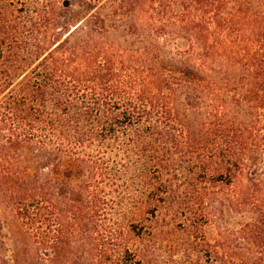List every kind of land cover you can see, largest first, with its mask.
<instances>
[{
  "label": "trees",
  "instance_id": "16d2710c",
  "mask_svg": "<svg viewBox=\"0 0 264 264\" xmlns=\"http://www.w3.org/2000/svg\"><path fill=\"white\" fill-rule=\"evenodd\" d=\"M78 8L50 50L31 31L0 40V246L12 263L93 264L124 233L169 245L177 219L199 230L240 216L204 264H264V0ZM164 205L175 218L153 235ZM118 245L119 264H142Z\"/></svg>",
  "mask_w": 264,
  "mask_h": 264
},
{
  "label": "rangeland",
  "instance_id": "374dc122",
  "mask_svg": "<svg viewBox=\"0 0 264 264\" xmlns=\"http://www.w3.org/2000/svg\"><path fill=\"white\" fill-rule=\"evenodd\" d=\"M79 1V0H78ZM78 1L74 0H0V40L4 37L10 41H15L17 45L23 41V35L31 31L34 39L44 41L46 50H50L53 41L59 37L61 41L65 40L66 32L69 24L70 12L75 17H79L80 8H78ZM51 14V16H48ZM52 25L49 26L46 21L51 18ZM73 26V25H72ZM74 27H72L73 29ZM30 34L28 37L30 39ZM8 37V38H7ZM14 39H17L14 40ZM22 39V40H21ZM21 40V41H20ZM31 44L35 45L33 40ZM13 45V48L18 47ZM18 50V49H14ZM3 66L0 65V77H2ZM223 208L222 205L219 206ZM176 207L173 209L170 205H164L159 210L156 218H151L153 223L147 222V231L152 230L153 235H162L166 233H156L159 229L164 228L165 223H171L176 215ZM231 218L228 224L220 221L215 224L214 221L203 226L198 230L188 225L183 218L177 219L174 224L175 229L173 231V240L167 245L160 244L158 241L146 239V241L140 240L133 233H124L122 236H118L115 242V247H109L106 252H100L94 254L93 264H119L116 259L115 251L117 246L122 241H128L130 248L137 249L138 259L142 261V264H204L203 251L208 247L207 245H218L221 249V245L229 239H234L236 233H226L227 230H234L239 228L240 216ZM224 220V219H223ZM235 220V221H234ZM178 222H180L178 224ZM173 229V226L170 227ZM203 237L201 239V235ZM107 234V233H101ZM3 233H0V242L3 241ZM116 236V235H114ZM125 236L123 239L122 237ZM169 237L170 235H166ZM3 238V239H2ZM159 238V237H158ZM163 238V237H162ZM192 238L188 244V240ZM187 243V245H186ZM192 244V245H191ZM187 248V251L184 249ZM12 252H6L0 246V264H15L12 263ZM74 256V262L78 259ZM11 261V262H10ZM73 262V263H74ZM36 264V263H35ZM53 264V263H50ZM59 264V263H54ZM64 264H71L70 261Z\"/></svg>",
  "mask_w": 264,
  "mask_h": 264
}]
</instances>
